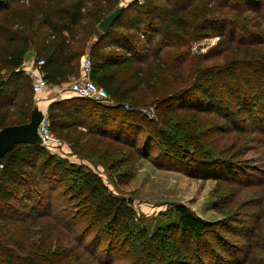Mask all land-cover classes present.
Here are the masks:
<instances>
[{"label": "trees", "instance_id": "1", "mask_svg": "<svg viewBox=\"0 0 264 264\" xmlns=\"http://www.w3.org/2000/svg\"><path fill=\"white\" fill-rule=\"evenodd\" d=\"M123 1L0 0V129L31 119L38 95L23 64L32 51L53 86L78 78L88 55L91 79L112 103L78 95L51 102L56 137L73 148L105 138L237 188L240 210L207 219L174 203L168 212L179 220L151 231L92 168L58 157L53 146L20 143L0 159V264H264V158L246 159L248 141H207L252 134V149L264 147V13L250 25L264 0H130L103 31L99 24ZM214 37L208 51H192ZM148 106L155 118L142 111ZM189 115L212 125L197 128ZM232 193L214 209L239 196ZM249 205L259 212L246 219Z\"/></svg>", "mask_w": 264, "mask_h": 264}, {"label": "rangeland", "instance_id": "2", "mask_svg": "<svg viewBox=\"0 0 264 264\" xmlns=\"http://www.w3.org/2000/svg\"><path fill=\"white\" fill-rule=\"evenodd\" d=\"M130 2V0H124L119 6H127ZM249 12L256 14L252 9ZM263 13L264 10H261L259 15L256 14L250 25L257 22L260 19V14ZM240 36L243 39L251 38V35L246 33H241ZM218 39L219 37H214L196 42L193 44L192 51L194 53H204L217 44ZM243 47L241 49L242 53L245 52ZM228 53L232 54L233 50L228 51ZM28 58L33 59L30 55ZM217 60L222 62L223 56L218 57ZM152 107L148 106L144 109ZM189 116L194 120V126L197 128L208 130L207 127L212 125L213 119L211 117L202 115ZM250 135L252 137V134L237 136L216 133L209 134L207 141H212L220 146L229 144L231 141H238L240 145H244L248 141L251 148L246 153V159L258 160L259 158H264V147H256L255 144V148L252 149L256 140L250 141ZM58 139L60 140L59 145L51 150L53 153H56L58 157L68 158L72 162L82 165V167H90L96 171L102 176L112 193L128 200L130 206L136 211L137 217L151 231L158 230L179 220L175 212H170V210L168 212V209L174 203H184L207 219H220L227 214L237 215L240 210L238 203L241 202L244 194L237 188L233 191V193L237 191L239 193L235 200L232 202L226 200V202L218 204L220 205L219 208L214 209L215 202L224 197L226 191H228V195H231L232 191H229V189L232 188L230 186H225L221 189L219 183L213 179L190 177L182 169L170 168L169 165L171 164L169 163H163L165 165L160 166L152 159L131 153L132 150L127 148L126 145L105 138L103 140L98 138L87 139L85 140L86 142L83 141L85 146L75 147L76 149L72 147L71 142L62 138ZM243 150L245 151V148ZM112 161H116L115 164L117 166L114 168L117 169V172L122 173L125 171L127 173L122 174L123 176H118L117 172L109 168V163ZM217 192L219 193L217 194ZM252 193L259 196L256 189H253ZM244 211L246 219H250L254 216L253 214L259 212V209L249 205L244 207ZM125 261H120L118 258L115 260L116 264L124 263Z\"/></svg>", "mask_w": 264, "mask_h": 264}, {"label": "built area", "instance_id": "3", "mask_svg": "<svg viewBox=\"0 0 264 264\" xmlns=\"http://www.w3.org/2000/svg\"><path fill=\"white\" fill-rule=\"evenodd\" d=\"M44 63V59H39L37 61L34 59L32 61H26L23 64L25 72L32 79L33 91L37 95L41 94L45 87L48 86L44 74L40 69ZM91 69L92 62L90 58L88 55L83 56L81 76L71 84L69 87L70 92L84 98L92 99L96 102L112 103L109 93L91 79ZM125 107L129 110L132 109L129 105H125ZM142 111L150 118L156 117V112L153 107L142 109ZM39 134L42 139V146L46 148L53 146L52 148H54L56 145H59L60 140L51 130L47 112H44L43 120L39 125ZM0 166L2 167L3 165L1 164Z\"/></svg>", "mask_w": 264, "mask_h": 264}, {"label": "water", "instance_id": "4", "mask_svg": "<svg viewBox=\"0 0 264 264\" xmlns=\"http://www.w3.org/2000/svg\"><path fill=\"white\" fill-rule=\"evenodd\" d=\"M124 6H119L113 13L106 17L100 24V28L107 32L115 20L119 17ZM44 117V111L36 102L31 119L28 123L9 125L0 129V159L9 150L20 143L41 144L42 139L39 134V125ZM131 201V199H129Z\"/></svg>", "mask_w": 264, "mask_h": 264}, {"label": "crops", "instance_id": "5", "mask_svg": "<svg viewBox=\"0 0 264 264\" xmlns=\"http://www.w3.org/2000/svg\"><path fill=\"white\" fill-rule=\"evenodd\" d=\"M30 56L33 59L27 58L26 61H32L35 59L33 51L30 53ZM81 73H82V65H81ZM78 78H72L69 82L61 84V85H54V86L48 85V86H46L45 89L43 90V92L37 96V103L39 104L41 109L44 112H47L48 106L51 102L56 101V100H60L63 98H68L70 96H75L76 94L71 93L69 90V87Z\"/></svg>", "mask_w": 264, "mask_h": 264}]
</instances>
